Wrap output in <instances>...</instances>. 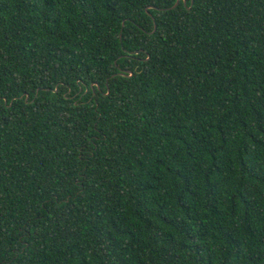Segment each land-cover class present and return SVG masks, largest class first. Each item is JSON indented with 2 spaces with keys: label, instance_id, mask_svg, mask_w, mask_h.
<instances>
[{
  "label": "trees",
  "instance_id": "16d2710c",
  "mask_svg": "<svg viewBox=\"0 0 264 264\" xmlns=\"http://www.w3.org/2000/svg\"><path fill=\"white\" fill-rule=\"evenodd\" d=\"M175 1L0 0V264H264V0Z\"/></svg>",
  "mask_w": 264,
  "mask_h": 264
},
{
  "label": "water",
  "instance_id": "95a60500",
  "mask_svg": "<svg viewBox=\"0 0 264 264\" xmlns=\"http://www.w3.org/2000/svg\"><path fill=\"white\" fill-rule=\"evenodd\" d=\"M184 1V3H185V0H183ZM179 3V0H176L175 1V3H174V5L171 7V8H174L175 6H177V4ZM155 28V27H154Z\"/></svg>",
  "mask_w": 264,
  "mask_h": 264
}]
</instances>
